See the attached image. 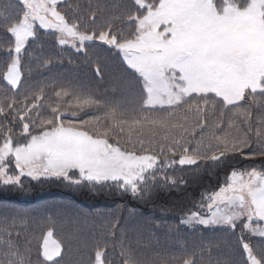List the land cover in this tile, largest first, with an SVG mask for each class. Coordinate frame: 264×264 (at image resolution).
Here are the masks:
<instances>
[{
    "label": "snow or ice",
    "instance_id": "1",
    "mask_svg": "<svg viewBox=\"0 0 264 264\" xmlns=\"http://www.w3.org/2000/svg\"><path fill=\"white\" fill-rule=\"evenodd\" d=\"M16 3L19 14L5 24L12 41L2 80L10 90L21 83L22 53L43 30L77 52L94 41L114 49L140 88V104L129 113L119 103L108 104L70 85L55 92L48 113L42 111V90L20 108L15 100L6 106L8 112L0 105L5 117L0 121V184L15 186L25 176L55 178L72 185L114 184L135 196L157 181L158 171L175 185L163 172L173 165L216 163L229 154L264 157V120L256 129L260 150L244 152L251 147V105L264 101V0H133L127 35L114 34L111 25L99 32L82 31L75 15L61 11L63 0ZM95 19L93 14L90 22ZM217 107L215 128L226 112L232 113L228 131L211 133L217 144L208 152L190 147V137L209 127V114ZM92 108L103 109V114H89ZM190 115L195 118L191 126ZM205 206L206 215L193 210L181 223L223 227L234 234L239 227L241 264H264V249L257 254L245 239L250 234L264 240V170H231L217 190L202 198L200 207ZM51 236L49 231L42 245L45 261L61 254ZM0 252V264H30L7 226H0ZM103 256L97 250L94 264H104ZM126 264L136 261L128 255Z\"/></svg>",
    "mask_w": 264,
    "mask_h": 264
},
{
    "label": "trees",
    "instance_id": "2",
    "mask_svg": "<svg viewBox=\"0 0 264 264\" xmlns=\"http://www.w3.org/2000/svg\"><path fill=\"white\" fill-rule=\"evenodd\" d=\"M65 1L69 2L62 4L61 11L69 16L75 15L80 20V24L85 22L89 32L92 30L99 32V28H106L108 25L112 26L114 34L117 35H127L132 31V27L127 23V13L133 11V0ZM0 5L10 12L14 7H19L14 0H0ZM93 14L96 17L95 23L90 22ZM0 20H2L1 25H4L0 26L2 29L5 27L6 19L0 17ZM46 35L48 36L46 38L52 39L50 33ZM44 48L45 45L32 47L33 57L21 63L22 80L15 92L10 90L2 80L9 63L0 54V93L15 102L18 100L19 104L15 105L16 108L22 107L26 95L32 101L35 95L41 94L42 90L43 111L46 102L52 100L54 87L66 88L71 85L85 90L108 104L119 103L129 113L138 110L140 93L134 95L132 101L129 100L126 84L123 82L126 67L124 68L119 56L111 48L104 47L105 50L95 56L89 54L87 57H78L76 62L69 60L75 56L74 52H69L68 49L61 48L56 43H54V49L50 52L46 51L47 55H42ZM97 69H99V75H97ZM87 111L93 115L103 114V109L92 108ZM251 113V131L249 132L251 147L244 149V152L249 154L261 148L255 143L257 142L256 129L261 120H264V101H261L259 106L252 104ZM213 116L209 114V118ZM231 116V112H226L219 128L207 127L200 132V129H197L194 138L190 139H211L213 131L223 136L228 131V120ZM81 118L87 119L88 116L81 113ZM241 127L247 129L248 125L241 124ZM216 144L217 141L212 140L205 147L198 148L201 152H208L209 148L215 147ZM252 167L264 170V157L229 154L216 163L201 160L194 167H178L180 168L178 170L175 167L172 169L175 173L164 172L168 177L175 178V185L157 180L151 184L147 192L143 191L141 196L135 199L119 193L118 189H111V186L88 183L72 185L67 181L55 179L23 180L19 185L0 188V203L9 200L22 202L31 200L33 201H30L31 205L35 203V199L56 196L57 200L70 198L91 208L122 205V207L128 206L141 212L145 217H148V214L155 215L153 216L155 220L147 229L138 227L139 222H135V228H140L139 230L143 233H137L129 239L112 235L111 241L108 242L107 237L110 235L108 229V233L102 232L104 235L102 239L98 240L96 236L97 240H92V231L88 230L91 224L86 228L74 219V223L68 230L64 219L52 221L48 214L65 215L73 210H65L58 205L50 207L45 202L42 203L47 210L38 217H35L39 212L38 205L34 206L31 216L20 220L6 213L0 214V226H7L10 229L11 239L22 252L26 253L25 258L30 261V264L40 261L37 256L38 247L42 242V236L49 231L53 233L56 242L61 246V254L54 264H86L87 260L94 263V252L98 248L106 249L110 245L114 248L109 253L110 256L107 257L105 264H126L128 255L134 258L136 264H185V261H191V264H241L239 227L235 230V234L232 230L223 227L188 228L180 225V218L193 210L203 212L204 210L200 207L202 198L217 190L225 182L231 170ZM122 220H124L123 214ZM160 227L165 231L156 238V228ZM245 239L250 243L254 240L250 234H246ZM253 244L251 245L256 251ZM260 250L256 251L257 254ZM3 259V254L0 252V260Z\"/></svg>",
    "mask_w": 264,
    "mask_h": 264
},
{
    "label": "rangeland",
    "instance_id": "3",
    "mask_svg": "<svg viewBox=\"0 0 264 264\" xmlns=\"http://www.w3.org/2000/svg\"><path fill=\"white\" fill-rule=\"evenodd\" d=\"M120 9H121V7H120ZM19 12H20V9H19V11H18V13L16 15H18ZM1 22H2V20H0V26L2 27L4 25H1ZM80 26H81V30L82 31H85V30L88 31V25H86L85 22L80 24ZM100 29L101 28H99V30ZM39 33H48V32H44V31L39 30ZM50 35L52 36L51 41L53 43L58 44L61 48L68 49L69 52H74L75 53L74 55H76L77 58L83 56V54H80L79 52H77L76 49L73 48L70 44L61 46L60 43L58 42L57 34L50 32ZM11 41H12V38H9L8 36L0 37V54H1V56H4L7 59L6 61L8 63H10V56L8 54V48L11 45ZM98 44L103 45L99 41H94V42L89 43V46L94 48L91 56H95L98 53V51H99L98 50V48H99ZM40 45H43V42H38V44L36 46H40ZM31 48L32 47H27L26 50L22 53V55L25 57V60L23 62H21L22 64L26 62V59H31V57H33L32 55L34 54V52L31 51ZM42 55H47L45 50H43V54ZM21 80H22V78H21ZM60 89H61V87H59V88L54 87L53 88V90H52L53 94H52V97H51L52 100L46 102L43 112L48 113L49 110H48L47 105H48L49 102H54L56 100L55 92L60 90ZM30 101H31L30 97L26 95L24 97V103L30 102ZM10 103H13V99H9L8 96H0V105L5 106V112H8V109H7L6 106L8 104H10ZM20 103L22 105L23 101L20 102ZM18 104H19V102L17 100L15 102V105H18ZM1 118H2V120L5 119L4 116H0V121H2ZM7 119L11 120L12 119L11 115H8ZM188 123H189L190 126L195 124V121H193V117L188 119ZM215 124L216 123H210L209 124V128H211L212 126L214 127ZM196 131H197V129H196ZM18 138L19 137H16V139H18ZM212 140L213 139H191L190 147H193V148L205 147L206 144L208 142L211 143ZM201 141H203V143H201ZM255 144H256V146L261 147V145L259 143L256 142ZM128 147H130V146H128ZM162 157L163 156H161L160 159H162ZM177 166L181 167L179 165H173V166L164 168L163 172H167L168 171L169 174L175 173L174 171H172V169H174L175 167L177 168V170L180 169ZM183 167H188V166H183ZM12 171H14V166L9 168V172L11 173ZM160 173L161 172L157 173V179L162 178V173L161 174ZM26 178L29 179V177H26V176L22 177L21 178V182L24 179H26ZM53 179H55V178H53ZM171 179H175V178H171ZM55 180H57V179H55ZM34 181H36V180H34ZM85 183H87V182H82L81 184H85ZM151 184H152V182H149V185H148L147 189L143 190V191L147 192L149 190ZM0 186H4V185L0 184ZM100 186H111V189H116L117 188V186L114 185V184L100 185ZM126 193H129L134 198L141 196V194H138V195L134 196L130 191L126 192ZM57 205L60 208H62V209H65V210L71 209L73 211H70V212L66 213L65 215H63L61 213H57V215H55V213H49L48 214L49 218L52 219V220L54 219L55 221L56 220H61L62 221L64 219L65 220V225H67L68 230L70 229L71 225L74 223V220L77 221L80 225L82 223L83 225L86 226V228H87V226L89 224H91V227L88 230L92 231V234H91L92 240L93 239L97 240V238H98V240L102 239L104 237L102 232L104 234H106V233H108V229H109V233L111 235H113V236L120 235V236H123V237L129 239L130 237L134 236L137 233H140V234L143 233V232H141L139 230L140 228H137V229L135 228V226H136L135 222H139L140 225H138V227L141 226L142 228H146L147 229V228H149L150 225H152L153 220H155L153 218V216H155V215L148 214L147 215L148 217H145V216H143L142 213L134 211V210H128L126 207H122V205H115L113 208L112 207H107V206L105 208H102V207L91 208V207H88L87 205L86 206L82 205L80 202H77V201H75L73 199H70V198H67L66 200H57L55 205H54V207H57ZM43 206H44V204L42 202L38 203L39 212H38V214L35 217L40 216V214L43 213V211L47 210V207H43ZM25 212H26L25 210L20 211L19 212L20 216L23 217ZM45 213H47V212H45ZM200 213L202 215H206L207 214V208L204 207V211L200 212ZM122 214L124 216V220H122ZM186 217L187 216H185L184 218H186ZM4 219H7V218H4ZM33 220H35V218H33ZM179 224L180 223H178V226H180V225L182 226V224H180V225ZM184 225L187 226V227H190V228L199 227V226L204 227V226L199 225V224H184ZM215 227H218V226H209L207 228H215ZM74 228H75V226H74ZM156 230H157L156 238H158V235H161L165 231L161 227L159 229L156 228ZM47 233L48 232H46L42 236V242H41L40 246L38 247L37 256L39 257L40 261H37L36 263H32V264H54V261L56 260V257H55L54 261H45L43 256H42V254H41L42 245L44 243V237L47 235ZM96 236H98V237L96 238ZM159 238H160V236H159ZM50 241H56L54 236H53V233H52V236L50 238ZM113 248H114V246H110V247L108 246L106 249L105 248H101V249L98 248V250H102L104 252V256H103L104 263L109 258V256H110L109 253L112 251ZM232 257H234V256H232ZM94 260H95V252H94L93 261ZM233 261H236V260L233 259ZM86 264H93V263H90L87 260ZM163 264H165V263H163Z\"/></svg>",
    "mask_w": 264,
    "mask_h": 264
}]
</instances>
